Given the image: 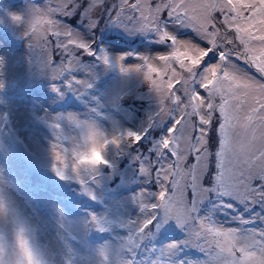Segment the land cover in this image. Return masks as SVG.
Listing matches in <instances>:
<instances>
[{
	"label": "rangeland",
	"instance_id": "obj_1",
	"mask_svg": "<svg viewBox=\"0 0 264 264\" xmlns=\"http://www.w3.org/2000/svg\"><path fill=\"white\" fill-rule=\"evenodd\" d=\"M60 2L22 0L14 3L0 0V173L13 180L5 160L18 169L21 177L25 167H35L37 172L34 179L22 177L24 181L47 179L54 191L64 196L57 202L51 194L39 193L37 200L33 201L16 185L21 198L30 201L31 214L18 217L15 224L10 219H0V236L4 238L9 253L17 227L23 225L44 264H99L96 249L101 244H104L105 264H127L139 244L143 248L141 255L134 257L135 264H150L151 260H159L162 254L167 255L171 251L167 245L175 241L181 242V245L173 252L174 260H185L188 264L204 260L206 253H202L198 246L207 249L208 245L194 235L196 226L189 224L188 228H182L170 220L160 227L143 231L149 213L156 214L152 205L159 206L158 215L163 214L178 222L184 220L182 209L169 205L167 200L157 195L163 187L162 176L159 177L157 172L162 165L173 162L170 149L162 148L160 142L168 134L178 110H173L176 106L170 98L171 91L158 94L146 79L147 68L143 62V57H149V62L161 70L158 74L152 73V79L157 83L162 79L166 83L170 78L168 67L182 72L175 58L170 57V64L158 60L160 55L168 56L173 51V44L161 41L154 31L138 30L145 22L140 20L138 12L129 11L127 6L120 13L121 21H117L113 6L120 5V0H105V4L91 14L97 18L95 26L90 25L87 10L89 0H72L66 14L55 15L54 9ZM136 2L128 0V4ZM140 2L142 6L153 2L154 6L159 0ZM201 2L186 0L193 8L190 15L200 14L196 6ZM10 12L24 15L16 23L11 20ZM215 16L218 22L222 20L219 13ZM130 17H134L131 23ZM48 18L57 19L62 24L59 31H71L72 39L88 42L92 53L72 45L68 51L73 55L69 58L63 49L57 47L61 42L67 44V37L62 35L57 38L51 33L48 37L45 35L51 27L47 23ZM162 18H166V12ZM166 27L178 40H190L201 47H208L207 42L190 27L170 22L166 23ZM217 27L221 28L225 38L233 39L234 43L213 50L198 72H202L207 65L218 63V52L225 50L230 58L223 67L264 83L253 67L232 55L242 50L240 42L235 40L234 29H227L220 23H217ZM100 31L103 33L98 38ZM11 41H21L22 48L13 51L10 49ZM251 46L259 48L260 45L254 43ZM104 56L108 57L107 63ZM69 59L73 61L70 68L56 75L53 68L68 65ZM136 65H141L140 69ZM54 85L58 90H54ZM193 87L206 95V90L199 88L198 82ZM172 91L185 99L181 84L174 82ZM12 92H16L14 97H11ZM70 96H75L74 102L68 107L58 108L62 100ZM244 114L241 113L242 116ZM7 118L9 124L6 123ZM218 122L217 113L214 115V126ZM89 127L99 133L102 140L109 141L103 152L107 163L100 162L84 169L76 174L77 178L62 179L51 166L53 145L58 144L69 151L79 145L80 152H83L87 147L85 136ZM129 131L140 133V140L127 137ZM113 136L121 138L119 145L111 143ZM234 140L238 141L239 137H234ZM210 150L214 152L215 148ZM98 155L92 152L89 158L96 159ZM193 162L189 156L183 163L186 166ZM208 164L209 173L214 172V156ZM254 171H258V167ZM204 181L211 183L210 174L204 177ZM71 182L75 186L67 187ZM166 186L169 189L166 194L173 195L171 183L166 182ZM183 191L184 181L181 180L175 192L177 198ZM72 192H76V196H72ZM191 195L189 192V199ZM89 200L100 201L104 207H94L86 214L73 216H67L63 211V206L86 207L85 202ZM210 204V201H206L201 206L202 215L210 210ZM141 205L146 211L141 209ZM255 207L254 211H245L244 205L237 204V211L245 217H251L254 213L264 215V206ZM236 214L231 212V216ZM215 215L225 228L264 227V222L260 220L255 222L256 226H247L229 216ZM102 229L113 230V236L101 243L87 239L88 232ZM171 231L178 232L180 238L166 241L156 249L155 238ZM207 239L210 241L212 237L208 236ZM195 251L200 256H195ZM212 255H215L214 251ZM213 264L218 262L213 261Z\"/></svg>",
	"mask_w": 264,
	"mask_h": 264
},
{
	"label": "snow or ice",
	"instance_id": "obj_2",
	"mask_svg": "<svg viewBox=\"0 0 264 264\" xmlns=\"http://www.w3.org/2000/svg\"><path fill=\"white\" fill-rule=\"evenodd\" d=\"M71 3L72 0H61L54 9L55 15L66 14ZM104 4L105 0H89L87 10L91 26L97 23V18L91 14ZM124 6L129 11L138 12L140 20L145 22L138 30L154 31L159 34L161 41L173 44V51L168 56L160 55L158 60L170 64V57L175 58L182 70L177 72L175 68L168 67L170 78L166 83L162 79L157 83L151 74H158L161 70L149 62V57H143L144 67L147 68L146 79L158 94L171 91L170 98L176 106L173 110H178L168 134L160 142L162 148L170 149L173 162L167 166L162 165L157 172L159 177L162 176L163 183L157 195L167 200L169 205L182 209L184 214V220L178 222L163 214L158 215L159 206L152 205L156 214L149 213L143 231L160 227L170 220H174L182 228H188L191 224L196 226V238L203 239L208 245L207 249L202 245L198 246L202 253H206V258L196 264H213V261L218 264H264V227L225 228L215 215L219 213L229 216L242 225L254 224L257 220L264 222V215L260 213L245 217L237 211V204L244 205L245 211H250L255 205L264 206V83L251 76L237 75L223 67L230 58L225 50L218 52V63L207 65L202 72H198L213 50L234 43L233 39L225 38L221 28L217 27V23H220L227 29H234L235 40L242 45V50L232 55L253 67L261 80H264V0H202L196 6L200 10L199 15H190L193 8L186 0H159L154 6L153 2L142 6L140 0L134 4H128V0H120V5L113 6L115 19L119 22ZM117 8L119 11H116ZM165 12L166 18H162ZM216 13L222 16L219 22L216 20ZM133 19L134 17H130L129 23ZM169 22L192 28L207 42L208 47H201L190 40H178L168 31L166 23ZM47 23L51 26L45 33L47 37L51 33L57 38L62 35L68 38L67 44L61 42L57 47L63 49L69 58L73 55L68 51L72 45L92 53L88 42L72 39L71 31H59L62 24L57 19L48 18ZM254 43L259 44V48L251 46ZM103 59L108 62L107 56ZM72 62L69 59L68 65L54 67V73L59 75L65 68H70ZM135 67L140 69L141 65ZM174 82L183 86L185 99L172 91ZM197 82L199 88L206 90V95L193 87ZM53 87L58 90L55 85ZM217 113L219 122L214 126V115ZM241 113L245 114L242 116ZM56 127L59 128V125ZM126 135L134 141L141 138V134L136 132L129 131ZM234 137H239V140L235 141ZM85 143L87 147L83 152L72 156L71 164L68 163L67 153L58 144L53 145L51 166L59 177L71 178L69 170L76 175L97 163H107L103 152L108 140H102L100 134L89 127ZM111 143L119 145L121 138L113 136ZM211 148H215V151H211ZM92 152L99 154L96 159L89 158V153ZM189 156L194 162L185 166L183 162ZM213 156L215 171L209 173L208 161ZM257 167L258 171H254ZM209 174L211 183H206L204 177ZM181 180L184 181L185 191L177 198L175 192ZM166 182L171 183L173 195L166 194L169 191ZM189 192L192 194L191 199L188 198ZM206 201L211 202L210 210L201 215L200 208ZM141 209L146 211L144 205H141ZM231 212L237 214L231 216ZM208 236L212 237L210 241ZM180 245L181 242H170L167 247L171 251L167 255L162 254L155 264H188L185 260L173 259V252ZM213 251L215 255H212ZM0 264H44L23 225L15 233L10 253L4 238L0 236ZM130 264H135V261L131 260Z\"/></svg>",
	"mask_w": 264,
	"mask_h": 264
},
{
	"label": "clouds",
	"instance_id": "obj_3",
	"mask_svg": "<svg viewBox=\"0 0 264 264\" xmlns=\"http://www.w3.org/2000/svg\"><path fill=\"white\" fill-rule=\"evenodd\" d=\"M23 15L24 14L20 12L9 13L11 20L16 23L20 22ZM14 17L19 19H13ZM60 148L67 153L69 164L72 163V156L80 152L79 145L73 147L71 151L63 147ZM69 175L71 178H77L76 175L72 174L71 170H69ZM30 207V201L22 199L21 195L16 191L15 182L3 173H0V219H10L15 224L18 217L31 214L29 211ZM20 226L17 227V230ZM96 254L100 258L99 264H105L104 244L97 247Z\"/></svg>",
	"mask_w": 264,
	"mask_h": 264
},
{
	"label": "bare ground",
	"instance_id": "obj_4",
	"mask_svg": "<svg viewBox=\"0 0 264 264\" xmlns=\"http://www.w3.org/2000/svg\"><path fill=\"white\" fill-rule=\"evenodd\" d=\"M104 241V240H103Z\"/></svg>",
	"mask_w": 264,
	"mask_h": 264
}]
</instances>
